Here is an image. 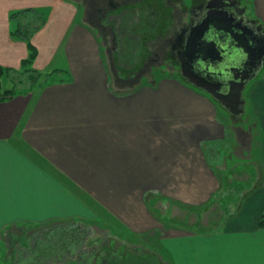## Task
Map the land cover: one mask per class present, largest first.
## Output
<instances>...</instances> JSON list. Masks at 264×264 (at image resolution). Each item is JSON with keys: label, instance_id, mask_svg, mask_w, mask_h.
I'll return each mask as SVG.
<instances>
[{"label": "crops", "instance_id": "1", "mask_svg": "<svg viewBox=\"0 0 264 264\" xmlns=\"http://www.w3.org/2000/svg\"><path fill=\"white\" fill-rule=\"evenodd\" d=\"M76 4L0 0V65L18 68L27 55L26 43L10 35L19 21L11 12L43 7L46 23L31 39L38 52L33 66L71 76L0 101V264H28L21 254L54 223L101 222L109 212L137 231H150V194L160 195L163 204L201 205L220 192L224 174L215 173L200 145L228 139L217 108L210 102L205 108L201 94L192 97L205 114L201 122L202 115L186 117V105L178 107L184 114L175 103L161 105L171 98L164 90L136 87L132 78L123 87L119 67L110 70L99 37L80 20ZM251 7L262 25L264 0H251ZM257 80L253 91L262 92L263 105L256 101L253 110L264 134V77ZM257 150L264 171V136ZM257 170L259 187H245L222 230L164 237L174 246L168 251L176 264H264V227L258 226L264 173L262 178ZM243 179L252 181L250 175Z\"/></svg>", "mask_w": 264, "mask_h": 264}, {"label": "rangeland", "instance_id": "2", "mask_svg": "<svg viewBox=\"0 0 264 264\" xmlns=\"http://www.w3.org/2000/svg\"><path fill=\"white\" fill-rule=\"evenodd\" d=\"M74 1L79 5L80 10L78 12V17L80 18V20H83L87 23L88 15L87 13H85V9L87 7L86 4H84L83 0ZM114 1L116 2L120 0ZM133 1L131 3H123L120 8H133L136 4L135 2L133 3ZM184 1L188 3L190 0ZM141 2L142 3L139 2L138 4L140 6L146 7L145 4L147 2H150V0H143ZM77 4L76 6H78ZM244 5L248 6L247 14L252 17L253 14L251 10V0L245 1ZM36 9H39L45 24L47 19L46 10L43 7H39ZM119 10L117 8L114 10V12H118ZM163 11L166 14L168 13L166 8ZM148 12H150V17L145 18L144 22L141 17L135 16V13H129L124 16H119V14L117 16H110L107 18V20L112 19V21L114 20V22L117 23L115 29L116 34L118 35L119 40H123V50L122 53H120L122 57H119V61H117L119 63H116L128 69L127 71H125L124 69L121 70L120 68H118L120 69V75L122 76L128 74L127 72H130V75H133L135 71H137L138 66H142V55L147 53V47L153 49L154 47L158 46L157 43L150 42L151 38L159 35L160 33H158L157 29L150 32L153 19L156 16L151 12V8H148ZM25 19H20L21 21H19L21 23L31 21L30 17ZM39 22L40 21H37L38 24ZM166 22H170V17L166 19ZM148 24H150V27ZM262 25L264 27V23ZM159 28L161 29L160 25ZM38 30L35 31L34 34L38 32ZM34 34H32V37ZM95 34L97 36L103 35L101 32L96 31ZM106 37H109V35L106 34ZM107 42L109 43L110 41L108 39L104 41L102 40L101 44L103 48L107 46ZM111 45L114 47L113 41L112 43L110 42V48ZM113 50L114 48H112V50L104 49V54L108 60L111 71L115 70V60H113V58L111 57V52H114ZM153 50H156V48ZM157 51H159V48L157 49ZM113 54L114 53H112V55ZM33 65L34 62L32 64V67L34 68ZM34 69L36 71L39 70L36 68ZM178 74V61L174 56H168V54L166 53V56H164L163 58L161 57L159 60L150 61V64H146L142 71L138 70V75L133 76L131 85L137 83L136 87H150V89L164 90L166 91L164 93L168 94V96L170 95L171 98L165 102H159L161 103V105L166 104L169 106L172 103H175V111H182V114H184V110L178 109V107H184L186 105L187 118L189 117L190 119L191 117L193 118L194 116L196 117L197 115H202L201 118H203V121L201 122H205L204 112L202 114H199L201 108H195L194 104L196 103V101L191 99L194 96H200V93L195 90L197 89L200 91V89L195 87L193 84L188 83L187 80H185L183 77H180ZM25 75H23L22 78L26 77ZM260 77H264V68L261 69L256 75V78ZM17 79V77L14 79V82H16V85L18 86L17 88H22L23 83H19ZM182 82L186 83L187 85L183 84ZM258 82V80L255 81V84H257ZM127 84L128 83L125 82L122 84V86L126 87L128 86ZM3 85L6 88L13 86V84L7 80H4ZM254 88L255 86H252L249 91L245 92L246 95L244 97L246 99V104L241 115L233 116L221 105H217V101L214 100L211 95L207 94L205 96H201V98L204 99V104L205 102H210L211 104H213V107L215 106L217 108L216 116L219 119L218 121L220 127L224 129L221 130L222 135H226V137H228L229 139H226L224 141L220 140L221 142L206 140L202 141L200 144L207 163L212 165L211 168L215 171V173H219L220 176L224 174V176L221 177L220 181V192L217 193L213 198H211L212 200L209 203H204L201 205H190L184 203H176L174 200H172L170 204H163V202H161L162 199H158L160 195L158 196L150 194V198L153 197V201H155H150V210L152 211H150V214L152 219H154V223L150 226V231H137L138 229L133 228L131 225H125L126 223H121L120 220L117 219V217L109 212L106 213V217L104 216L99 219L101 220V222L96 219L90 221L89 223H85L84 228L88 230L84 232L82 230L80 231V229L79 231H77L76 226L78 227V224L76 223L67 224L58 222L56 223V225L63 226H54V229L49 232L47 237L42 240L38 239V241L35 242L36 244H39L40 252L43 253L42 260H40V257L39 261L37 260V257H35L37 255L36 252H33L31 256L29 254L26 255L25 252V254H21V258L23 256V259L26 261L28 260L30 263L33 260H37V264H78L76 262V258L78 253L77 251L80 249V247L85 249V252L88 248L98 247L97 250L95 249V251L99 254L97 255L96 259L97 264L102 261V257L106 260H110L111 258L109 257L112 256L116 257L117 259H122V264H143L140 256H147L148 254H153L160 257L159 264L178 263L174 262V259L171 255L172 253L168 251V246H174L171 242H168L166 241V239H164L165 236H167L168 234L194 233L192 230L203 233V230H209L215 227V224L221 222V218L219 216L220 214L222 216V212L216 210V208L219 206L220 200H223L227 195V197L229 198H235L237 193L235 191L238 190V185L235 184V182L229 183L231 178L244 180L243 178H245L246 175H250L252 181H249L250 183L248 182V188L250 186H254V188L259 187L260 185L255 184V182L258 181V179H256V176L258 175L257 169H259V173L261 174L262 178L264 171L260 167L261 162L258 161L259 151L257 150V147L258 143L262 141L264 134L263 131L259 129V116L258 113L253 110V106L256 101L258 102V107L262 106L263 104H259V101L261 100L259 96L260 94L262 95V92H258V90L256 89L253 91ZM175 91H179L180 94L174 93ZM185 93L186 95H183ZM185 96L187 97V101H184L183 99L185 98ZM181 98L183 100H181ZM253 100L255 101L253 102ZM204 107L207 108L209 107V105L205 104ZM212 115L214 118L213 113ZM260 115L262 119H264V114ZM249 147L252 150V153L248 152ZM237 163L240 164L236 165ZM249 163H251L252 166H254L256 169H252V166H250ZM233 164H235V171H233V173H229L230 166H232ZM230 187L231 191L229 190L228 193L222 192L223 189L226 190ZM153 204L158 205V207L152 208ZM211 214H214V216L217 215V218L214 217L213 219H211ZM110 216L111 219H109ZM86 224L88 226H86ZM82 236L84 237L82 238ZM46 243L48 244V246L46 245ZM68 247L69 253L71 255H66L65 253V249H68ZM63 253H65V257L61 256ZM177 253L178 251H175L176 256ZM60 258L63 260H59ZM85 264H95V262H93V258L91 259L89 257L87 258Z\"/></svg>", "mask_w": 264, "mask_h": 264}, {"label": "flooded vegetation", "instance_id": "3", "mask_svg": "<svg viewBox=\"0 0 264 264\" xmlns=\"http://www.w3.org/2000/svg\"><path fill=\"white\" fill-rule=\"evenodd\" d=\"M83 1L87 6L85 9V13L88 15L87 24L95 29L96 32L103 34L102 36H98L100 43L106 39L111 43L113 41L114 47L111 45L110 48V42H107V46L104 49L112 50L114 48V52H111V57L115 60V65L119 63L117 62L119 61V57H122L120 53L123 50V40H119L116 34L117 23L114 20L112 21V19L107 20V18L119 14V16H124L129 13H135V16L141 17L144 22L145 18L150 17L148 8H151V12L157 17L153 19L150 29V32L157 29L158 33H160L150 39V42L158 44V46L153 48H156V50L147 47V53L142 55V66H138L137 71L133 75L127 72L128 74H125L120 79L121 82L123 81L122 83L127 82L131 78L133 79L134 75H138V70L142 71L146 64H150V61L159 60L161 57L163 58L166 56V53L168 56L171 55V57L174 56L176 58L178 61V75L183 77L180 74L178 53L183 48L186 49L187 45L196 51L200 49V43H208L211 40H215L227 51L223 59L219 62H214L215 60L210 62L201 56L198 57L200 54H196L192 59H188L190 70L205 80L218 84L219 88L217 91L220 93H228L232 87L237 86L234 88L237 89L242 86L241 99L243 102L239 105V109H244L246 104L245 92L249 91L256 81V75L264 68V27L254 17L247 14L248 6L244 5L247 0H190L188 3L184 0H150V2L145 4L146 7L138 4L139 2L142 3L141 1L143 0H120L116 2L114 0ZM132 1L136 3L133 8H120L123 3H131ZM117 8L120 10L114 12ZM165 8L168 12L167 14L163 11ZM169 17L170 22L167 23L166 19ZM217 21H221L222 24H218ZM148 25L150 27V24ZM218 25L224 29H216ZM106 34L110 38L106 37ZM158 48L159 51H157ZM112 53L114 54L112 55ZM117 66L121 70H128L122 65L117 64ZM183 78L192 84L186 77ZM198 89L200 91L195 90L201 95L205 96L208 94L203 89ZM216 101L217 105L225 108L218 100ZM233 107L230 109L235 111V107ZM225 110L229 111L226 108ZM232 115L234 116L235 114ZM43 235L45 233L42 231L39 234L41 240L45 238ZM65 250L66 255H71L69 247ZM77 252L76 262L78 264H85L89 257L93 258V262H96L98 253L93 249L88 248L85 252V249L80 247ZM65 253L61 256L65 257ZM42 258L43 253L40 252V260ZM59 260L62 261L63 259L60 258ZM102 262L105 264V259Z\"/></svg>", "mask_w": 264, "mask_h": 264}, {"label": "trees", "instance_id": "4", "mask_svg": "<svg viewBox=\"0 0 264 264\" xmlns=\"http://www.w3.org/2000/svg\"><path fill=\"white\" fill-rule=\"evenodd\" d=\"M10 16H12V18H17L19 20L20 19L24 20L25 18L30 17L31 21H27L24 23L18 22V26L15 29L10 31V35L13 38L21 40L26 43L27 55L24 59L20 61L18 68H11V67H5V66L0 65V101L12 99L18 93H27L30 89L34 87H46L56 82L69 81L71 79V76L67 71H63L60 69L36 71L32 67V64L38 53L36 47L33 45L31 41L32 34H34V32L37 31L39 28H41L44 24V19L39 9L28 8V9L17 10V11L11 12ZM37 21H40L39 24L37 23ZM23 75H25L26 77L22 78ZM16 77L18 78L17 81L19 83H23L22 88H17L18 86L16 85V82H14V79ZM4 80L10 81L13 84V86L8 87V88L4 87L3 85ZM233 182H235V184L238 185V190L235 191L237 192L236 197L229 198L227 197L228 196L227 195L225 196L223 200L222 199L220 200L219 206L217 207V211L222 212L223 217L221 216V214L219 216L221 218V222H219L218 224H215V227L209 230H203L202 231L203 233L222 230V228H224L226 220L232 217L239 209L241 201L243 200V197H244L243 196L244 189L246 185L248 184V182H245L243 180H237V179L229 181V183H233ZM227 189L226 190L224 189L223 192L228 193L229 190L231 191V187ZM71 224H74V223H71ZM54 226L59 227L63 225H56V223L48 225V227L43 228L44 229L43 233H45V235L43 236L47 237L49 232L54 229ZM258 226L260 228L264 227V211L261 213L259 217ZM84 227L85 225H78V227L76 226V229L77 231H79V228H80V231L82 230L83 232L88 230ZM192 231L194 233L195 232L200 233V232H197L196 230H192ZM37 237L38 238L35 240V242H37L38 239H40L39 235ZM35 242L32 244L31 248L27 249L26 255L29 254L31 256L33 252H36L37 255L35 257H37V260L39 261V257H40L39 244H36ZM46 245L48 246V244ZM90 249H93L95 251V249L97 250L98 247H91ZM140 257L142 259L143 264H159L160 263L159 262L160 257L155 256V255L151 256L150 254H148L147 256H140ZM109 258L111 259L110 260L105 259V264H122V261H123L122 259H117L116 257H113V256ZM156 258L158 259V261ZM101 259L102 261L104 260L103 257ZM37 260L31 261V263L28 260L27 261H28V264H37L38 263ZM102 261H100L99 264H102V263L104 264V262ZM95 264L97 263L95 262Z\"/></svg>", "mask_w": 264, "mask_h": 264}, {"label": "water", "instance_id": "5", "mask_svg": "<svg viewBox=\"0 0 264 264\" xmlns=\"http://www.w3.org/2000/svg\"><path fill=\"white\" fill-rule=\"evenodd\" d=\"M217 23L222 24L221 21H217ZM216 29L224 28L218 25L216 26ZM199 45V50L195 51L194 48L191 49L187 45L186 49L183 48V50L178 53L177 58L180 63V74L183 77H186L188 81L191 82L195 87L203 89L209 95H211L213 99L218 100L226 109L229 110L230 113L239 115L243 111L242 108L239 109V105L243 102L241 99L242 86L237 89H234L237 86L232 87L228 93H220L217 91L219 88L218 84L207 81L190 70V64L188 60L192 59L196 54H200L198 57L201 56L203 59L205 58L210 62H212V60H215L214 62H219L221 59H223L224 55L227 54V51H225V48L215 40H211L208 43L202 42ZM233 106L235 107V111L230 109Z\"/></svg>", "mask_w": 264, "mask_h": 264}]
</instances>
